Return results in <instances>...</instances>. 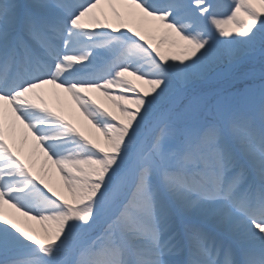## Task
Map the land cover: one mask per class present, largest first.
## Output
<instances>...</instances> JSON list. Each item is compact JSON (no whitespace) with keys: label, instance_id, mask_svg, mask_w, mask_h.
I'll return each instance as SVG.
<instances>
[{"label":"snow or ice","instance_id":"1","mask_svg":"<svg viewBox=\"0 0 264 264\" xmlns=\"http://www.w3.org/2000/svg\"><path fill=\"white\" fill-rule=\"evenodd\" d=\"M222 7L0 0V264H264V70L242 92L219 80L264 67V0Z\"/></svg>","mask_w":264,"mask_h":264},{"label":"bare ground","instance_id":"2","mask_svg":"<svg viewBox=\"0 0 264 264\" xmlns=\"http://www.w3.org/2000/svg\"><path fill=\"white\" fill-rule=\"evenodd\" d=\"M87 96H90L92 99L96 100V102L102 107H107L110 109V106L108 105L109 101L106 99V97H102L101 93L97 91L89 92L87 93ZM44 100L49 107L58 111L65 117V119L69 120L73 124L79 123L81 127L84 128L83 130L87 129L85 125L87 122L84 121L83 118L79 117L78 113L76 114L77 106L66 92H63L60 89L48 88L45 90ZM88 135L92 136L91 134ZM99 135L100 134L97 133V137H99ZM15 146L21 151L23 158L32 160L34 163V170L39 171L44 161V156L38 150L36 151V155L32 156L33 141L31 137H28L27 142H25L23 136L19 131H17ZM47 167L52 168L51 164H49ZM50 177L54 178V169ZM50 177L46 178L52 182L53 179ZM7 210L9 212L12 211L11 209Z\"/></svg>","mask_w":264,"mask_h":264},{"label":"rangeland","instance_id":"3","mask_svg":"<svg viewBox=\"0 0 264 264\" xmlns=\"http://www.w3.org/2000/svg\"><path fill=\"white\" fill-rule=\"evenodd\" d=\"M21 1L22 0H20V2ZM23 1L28 2V0H23ZM218 2L223 6L221 8V12L226 15L230 11V8L228 7V5L231 4L232 0H218ZM102 7L104 8L106 12H109L110 14V10L108 9L107 5H104V6L102 5ZM249 63L250 62H247V61L241 62L237 67H235L231 72L227 73L226 75L222 73L221 76L219 77V80L221 81L222 86L230 92H242L248 87L252 86L253 84H256V85L260 84L261 83L260 73L262 70H264V67H262L261 64H258L259 62L257 63L253 62L252 64H249ZM96 70L100 71L101 66H98ZM135 83L137 85L140 84L139 81H135ZM102 97L104 96L102 95ZM108 105L110 106V109H111L110 102L108 103ZM76 109H77L76 114L78 113L79 117L83 118L84 121L87 122V120H85L84 116L81 114L79 108L77 107ZM85 125L87 129L83 130L84 128H82L79 123L74 124V126H76L78 130L82 131L85 135L91 134L92 136H90V138H96L97 133L91 127V125L88 122ZM52 179L53 180L50 183H52L53 186L59 187L61 185L62 182L59 180V177L57 175L54 174V178ZM64 194L67 195L66 192ZM7 209H8L7 206H5V211L9 212Z\"/></svg>","mask_w":264,"mask_h":264}]
</instances>
